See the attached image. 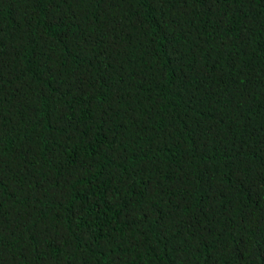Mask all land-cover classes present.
<instances>
[{
  "label": "trees",
  "instance_id": "trees-1",
  "mask_svg": "<svg viewBox=\"0 0 264 264\" xmlns=\"http://www.w3.org/2000/svg\"><path fill=\"white\" fill-rule=\"evenodd\" d=\"M0 264H264V0H0Z\"/></svg>",
  "mask_w": 264,
  "mask_h": 264
}]
</instances>
